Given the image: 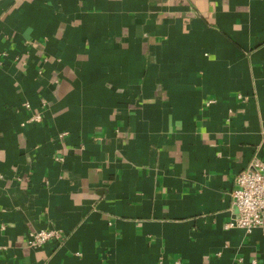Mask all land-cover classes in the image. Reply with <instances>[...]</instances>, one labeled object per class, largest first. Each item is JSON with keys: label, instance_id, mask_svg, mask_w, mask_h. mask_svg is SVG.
I'll return each instance as SVG.
<instances>
[{"label": "crops", "instance_id": "0c3cea01", "mask_svg": "<svg viewBox=\"0 0 264 264\" xmlns=\"http://www.w3.org/2000/svg\"><path fill=\"white\" fill-rule=\"evenodd\" d=\"M256 156L264 0H0V264H264Z\"/></svg>", "mask_w": 264, "mask_h": 264}, {"label": "built area", "instance_id": "2783aa9c", "mask_svg": "<svg viewBox=\"0 0 264 264\" xmlns=\"http://www.w3.org/2000/svg\"><path fill=\"white\" fill-rule=\"evenodd\" d=\"M41 119L40 114L32 118L35 122H40ZM231 196L237 208V218L228 226L248 232L256 228L264 231V160L256 156L247 168L236 175ZM54 237L56 234L53 231L36 232L31 235L28 245L40 246Z\"/></svg>", "mask_w": 264, "mask_h": 264}]
</instances>
